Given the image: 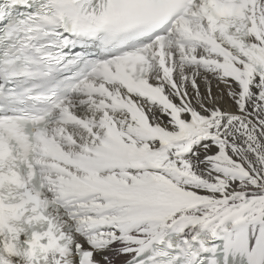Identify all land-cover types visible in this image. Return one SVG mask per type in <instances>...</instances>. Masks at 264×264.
<instances>
[{
	"label": "snow or ice",
	"instance_id": "1",
	"mask_svg": "<svg viewBox=\"0 0 264 264\" xmlns=\"http://www.w3.org/2000/svg\"><path fill=\"white\" fill-rule=\"evenodd\" d=\"M121 256L264 264V0L0 2V264Z\"/></svg>",
	"mask_w": 264,
	"mask_h": 264
},
{
	"label": "bare ground",
	"instance_id": "2",
	"mask_svg": "<svg viewBox=\"0 0 264 264\" xmlns=\"http://www.w3.org/2000/svg\"><path fill=\"white\" fill-rule=\"evenodd\" d=\"M198 83L200 84L201 92H204L205 91V87H206L205 83L202 80H198ZM211 84H212V92H213V94L219 96L222 86L220 88H218L216 86V81H214V80L211 81ZM189 90L191 91L190 86H189ZM228 103H230V102H228L226 100V98H225L224 106H227ZM232 110L233 111L235 110L234 107H233ZM127 259H128V257H126V256H121V257L115 258V264L122 263L123 261H126Z\"/></svg>",
	"mask_w": 264,
	"mask_h": 264
}]
</instances>
